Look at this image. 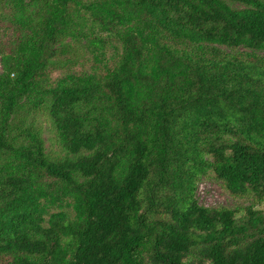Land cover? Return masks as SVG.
Returning a JSON list of instances; mask_svg holds the SVG:
<instances>
[{"label":"trees","instance_id":"trees-1","mask_svg":"<svg viewBox=\"0 0 264 264\" xmlns=\"http://www.w3.org/2000/svg\"><path fill=\"white\" fill-rule=\"evenodd\" d=\"M232 1L11 0L24 35L0 73V264H264V210L196 197L212 169L264 199V55L217 48L264 50V0ZM77 19L117 62L52 80ZM26 102L49 104L67 157L13 134Z\"/></svg>","mask_w":264,"mask_h":264},{"label":"rangeland","instance_id":"rangeland-1","mask_svg":"<svg viewBox=\"0 0 264 264\" xmlns=\"http://www.w3.org/2000/svg\"><path fill=\"white\" fill-rule=\"evenodd\" d=\"M234 8H242L245 5L232 0H225ZM14 8L11 0H0V73L3 71L5 55L12 53L24 31L19 28L14 18ZM76 14V13H75ZM72 29V34H67L55 45L56 55L50 59L53 66L51 79H58L67 72L80 71L92 72L94 70L106 72L117 62V56L112 47L94 46L86 37L87 28L78 24ZM224 52L241 54L254 52L264 55V50H251L244 47L228 48L217 45ZM192 51L191 48H187ZM49 104L46 102L40 107H34L26 102L24 107L15 113L12 120L13 134L16 125L31 127L44 142L46 154L53 160H62L67 157V151L61 145L49 113ZM196 197L198 201L211 208H228L237 210L239 215H244L248 207L256 210H264V199H256L253 195H234L217 178L215 172L210 169L201 175L197 182ZM12 260V256L0 254V263Z\"/></svg>","mask_w":264,"mask_h":264}]
</instances>
